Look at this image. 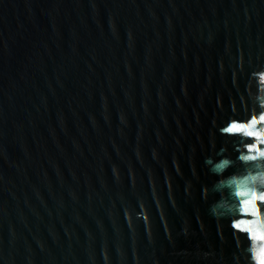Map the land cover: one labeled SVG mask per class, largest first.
<instances>
[{
    "label": "water",
    "instance_id": "1",
    "mask_svg": "<svg viewBox=\"0 0 264 264\" xmlns=\"http://www.w3.org/2000/svg\"><path fill=\"white\" fill-rule=\"evenodd\" d=\"M260 94L264 0H0V264H264Z\"/></svg>",
    "mask_w": 264,
    "mask_h": 264
},
{
    "label": "clouds",
    "instance_id": "2",
    "mask_svg": "<svg viewBox=\"0 0 264 264\" xmlns=\"http://www.w3.org/2000/svg\"><path fill=\"white\" fill-rule=\"evenodd\" d=\"M259 105L264 108V94L257 95L256 97ZM243 136V134H241ZM238 161L247 164L250 160L255 162V167L246 168L243 172H233L229 175H225L228 169L235 166V162L224 156L219 160H214L212 157H207L205 160L206 165L212 174L218 177L217 181L213 185V190L220 195V199L217 200L210 208L214 217H219L221 214H227L230 212L232 204H238L241 197L239 193L246 191L249 195L256 194L257 196H264V149H261L259 154L249 153L245 150H241L237 156ZM208 188L203 189V196L207 199ZM229 194L234 197V201H230ZM143 210V216L146 222L149 221L147 215V209L140 205ZM139 215V214H138ZM128 223H132L131 212L126 213ZM230 218V217H229ZM186 231V230H185Z\"/></svg>",
    "mask_w": 264,
    "mask_h": 264
},
{
    "label": "snow or ice",
    "instance_id": "3",
    "mask_svg": "<svg viewBox=\"0 0 264 264\" xmlns=\"http://www.w3.org/2000/svg\"><path fill=\"white\" fill-rule=\"evenodd\" d=\"M235 127V126H234Z\"/></svg>",
    "mask_w": 264,
    "mask_h": 264
}]
</instances>
